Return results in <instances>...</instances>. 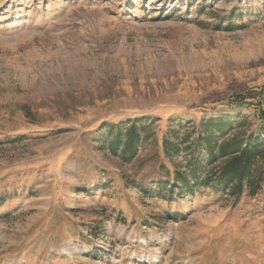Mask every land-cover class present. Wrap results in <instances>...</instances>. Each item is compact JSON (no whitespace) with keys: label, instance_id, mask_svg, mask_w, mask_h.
Wrapping results in <instances>:
<instances>
[{"label":"rangeland","instance_id":"1","mask_svg":"<svg viewBox=\"0 0 264 264\" xmlns=\"http://www.w3.org/2000/svg\"><path fill=\"white\" fill-rule=\"evenodd\" d=\"M260 112L264 0H0V264H264V185H203L197 151Z\"/></svg>","mask_w":264,"mask_h":264},{"label":"trees","instance_id":"2","mask_svg":"<svg viewBox=\"0 0 264 264\" xmlns=\"http://www.w3.org/2000/svg\"><path fill=\"white\" fill-rule=\"evenodd\" d=\"M219 28L215 26V29ZM260 116L264 119V114ZM143 124L144 121L137 120L124 133L118 131L108 144L110 154L124 164L131 163L137 156L139 129ZM203 129L200 137L203 144L200 143L197 151H206L210 162L222 160L223 163L200 182L213 185L221 192L227 191L233 197L241 196L244 191L250 197L256 196L264 185V174L259 173L264 168V128L258 134L247 137L237 134L227 139L225 136L233 130L232 121L230 118H218L205 121ZM177 180L185 185L184 177L179 176Z\"/></svg>","mask_w":264,"mask_h":264}]
</instances>
